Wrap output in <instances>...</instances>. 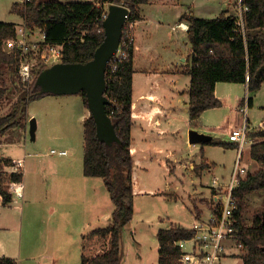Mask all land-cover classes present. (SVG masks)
I'll list each match as a JSON object with an SVG mask.
<instances>
[{"label":"trees","instance_id":"trees-1","mask_svg":"<svg viewBox=\"0 0 264 264\" xmlns=\"http://www.w3.org/2000/svg\"><path fill=\"white\" fill-rule=\"evenodd\" d=\"M149 0H25L15 1L11 11L19 14L26 28H39L46 34L49 43L64 44L63 62H87L94 57L95 50L105 38L103 21L110 4H122L129 9L128 21L142 19L141 7ZM242 16L237 17L227 10L214 18L184 15L189 27L191 61L183 71L190 75L189 115L196 122L201 114L223 102L216 96L217 82L247 83L248 97L243 98L253 105L254 94L264 84V0H240ZM15 22L0 20V101L8 91V78L19 92L17 108L13 113L0 118V135L28 118L27 106L32 100L54 93H40L36 84L39 73L48 66L35 64L33 79L24 82L19 74L20 50L7 48L8 40L16 38ZM83 36V40L81 37ZM126 58L115 56L106 71L105 95L110 102L106 110L114 123L119 141L108 144L97 134L94 116L90 113L84 121V174L101 177L114 203L110 224L95 227L81 236L82 264H121V238L124 227L134 217V156L132 144V103L135 54V33L124 43ZM14 77H19L18 82ZM83 96L86 107V92ZM247 99V100H246ZM254 138L250 147L251 157L258 168L240 181L236 190L239 202L237 228L239 241L246 251L243 264H264V209L257 211L251 224L245 223L244 210L247 197L252 192H261L264 197V128L249 133ZM226 147L231 143L221 142ZM236 146V145H234ZM13 159L0 158L3 165H12ZM22 172H13L7 183L22 182ZM0 177V194L4 204L12 201L8 186ZM195 231L190 227L172 225L157 231L159 242V264H180L182 248L176 243L192 238ZM0 264H18L12 257L0 256Z\"/></svg>","mask_w":264,"mask_h":264},{"label":"rangeland","instance_id":"rangeland-1","mask_svg":"<svg viewBox=\"0 0 264 264\" xmlns=\"http://www.w3.org/2000/svg\"><path fill=\"white\" fill-rule=\"evenodd\" d=\"M15 1L22 0H0V20L15 22L18 27H22L23 18L11 11ZM150 7L153 9L152 17L160 23V27L155 30V26L152 24L148 26V29H151L153 33L156 31L154 37L157 42L169 49L165 50L161 59L166 60L172 70H178L180 73L179 77L175 76L172 81L180 91H184L190 85V76L182 73L186 66L182 57H188L189 62L191 61V43L187 29H181L182 27L178 24L181 14L187 13L188 15L214 18L221 11L227 10L232 15L240 18L242 16L240 0H155ZM26 34L29 35V40H38L41 36L38 29L35 31L27 30ZM14 80L18 82L19 77H14ZM162 80L169 82L166 78ZM7 84V95L0 101V118L13 113L17 108L19 92L14 91L10 74ZM219 93L223 95L225 102L223 106L211 110L208 118L193 123L191 129L201 128L202 124H205L208 126L206 133L211 134L215 140L230 142L229 127L233 125L241 127L246 119L243 110L245 104L240 106L236 98H246L248 93L243 83L224 81L219 86ZM77 95L81 94L76 93L69 96ZM51 97L56 96L40 97L29 102L27 106L28 115L36 120L35 135H37V140L32 138L28 118L22 119L19 125L10 128L5 135H0V158L5 159L4 156L12 155L24 159V166L22 170L20 168L19 172L23 173V178L26 176L23 180L25 193H22L21 198H14V200L20 199L19 202L7 203L0 208V213L7 215L8 225H10L6 229L1 228L3 234L0 233V239H4L3 247H7L9 252L16 254L14 258L19 264H64L60 252V213L52 214V211L47 208L53 204L56 206L58 204L57 210L60 212L59 174L60 166H62L60 162H63L64 159L66 161L73 160L84 167V121L89 117V114L83 116L81 111L75 113L74 107L72 109L70 104L60 103L56 101L58 98ZM253 97L254 104L248 109V117L250 118V125L257 123V126L252 125L250 133L261 129L258 124L264 120V84ZM179 107L181 109L177 113L179 119L181 118L179 125L182 126L183 131L172 135L166 144L167 147L175 146L176 149L180 150L181 157L188 160L187 165L194 163L195 168H192L194 171L192 172L191 168L186 166L185 169L178 168L175 172L173 170L175 166L173 165L172 168V165H169L170 169L175 172L172 173L167 168L155 163L151 164V167L146 165V170H137L136 181L140 183L142 190L151 189L152 194L138 197L136 204L134 200V218L130 225L124 227L122 232L121 264H153L154 261L157 264L159 258L158 228L171 222H179L183 227H191L197 218L208 217L211 212V193L210 190H207L208 186L211 185L214 175L222 176L223 172L230 171L231 165H234L238 155L236 147L234 150L232 149L234 147L226 148L223 144L210 145L206 151L202 150L201 146L194 145V147L188 148L186 144H182L179 138L182 133L184 135L188 131L187 122L190 115L189 108L187 111L184 102H180ZM51 149L67 150L68 155L60 157L53 154ZM12 151H14L13 154ZM201 161L213 165V170L202 173L206 164L200 163ZM14 164V159L12 165L0 163V177L3 184L7 183L8 178L13 173ZM242 165L248 170L256 168L248 147L242 153ZM93 179L101 181V178ZM9 184H6L8 190ZM174 192L178 195L177 197L173 195ZM82 193L80 190L79 193L74 192L73 196L84 201L85 207L88 206L89 208L90 206L92 209L90 211L93 213L92 219L96 221L95 226L109 225L110 221L101 219L99 215L101 214L100 209H103V212L110 209L113 211L115 206L105 183L102 190L99 191L101 200H105L101 205L98 201L95 203L94 200L87 199L89 198L88 195L85 197V193L84 195ZM30 200L34 202L32 205ZM246 200L245 223L251 224L255 213L264 209V197L261 192H252ZM41 202L46 204L43 205ZM36 204H38L39 209L44 207L46 214L33 220L31 218L33 216L28 215V210L33 209ZM17 205L21 207L24 205V217L21 208L16 209ZM84 210L82 208V212ZM42 221L44 225L41 224ZM30 230L38 231L44 235V238L40 236L43 244L34 250L30 248L31 242L35 241L34 234ZM228 246L230 248L235 247L233 241H228ZM229 250H234L237 255L229 254L225 258L223 257L218 264H243L242 256L246 251L237 247ZM19 251H22L23 259L18 254ZM42 255L45 256L42 257ZM47 255L52 256V258ZM69 261L70 264H82L81 251H76L75 256L71 257Z\"/></svg>","mask_w":264,"mask_h":264},{"label":"crops","instance_id":"crops-1","mask_svg":"<svg viewBox=\"0 0 264 264\" xmlns=\"http://www.w3.org/2000/svg\"><path fill=\"white\" fill-rule=\"evenodd\" d=\"M75 1V0H72ZM155 0H149L148 3H145L141 7V15L142 19L138 20L135 27V54H134V75H133V103H132V116H133V125H132V144H131V151L134 156V170H133V182H134V200L135 204L138 197L149 196L152 194L150 190H142L140 183H138L135 179L137 170H146V165L151 167V164H160L161 166L167 168L172 173L176 172L178 168H184L189 166L192 172L194 169V163H190L189 165L186 164L188 161L187 159L181 157V151L174 147H167L166 142L172 138V135L176 133H181L183 128L179 125V114L177 111L181 109L179 107V103L184 102L185 106H187V111L189 108V100H190V85L186 87L184 91H180L176 85L172 83L173 79L179 77L178 70H172L170 68V64L166 62V60H162L161 57L164 54L165 50H169L165 48L161 43H158L156 38L154 37L155 32L153 33L151 29H148L149 25H154L155 30L160 27V23L152 17L150 6L154 4ZM14 3V2H13ZM228 5V4H225ZM227 8V7H226ZM225 8V9H226ZM187 13H182L180 16V22L178 24L183 23L184 27L181 29H187L189 27V23L187 18H184V15ZM144 24V26H143ZM18 26V24L16 23ZM22 25H24V20ZM159 44V45H158ZM165 57V56H164ZM182 60L187 64L189 62L188 57H182ZM183 68V67H182ZM187 74L185 72H182ZM188 75V74H187ZM190 76V75H189ZM166 78L169 82L162 80ZM221 82H217L216 84V96L220 98L223 102V95L219 93V86ZM245 85L246 91L248 93L247 83H243ZM175 87V88H174ZM249 94V93H248ZM71 94H53L48 96H56L51 98H58L56 101H59L63 104H70L72 109L75 110V113L81 111L83 116L89 114L90 110L88 107H85L84 100L82 95L77 96H69ZM248 96V95H247ZM238 103L240 106L242 99L237 97ZM222 104V106H223ZM254 104V101H253ZM233 106V104H232ZM221 107V106H220ZM234 107V106H233ZM248 107H250L248 105ZM218 107L209 108L205 110L201 116L198 118L196 122L200 120V122L204 118H208L210 115L211 110H214ZM235 108V107H234ZM233 108V109H234ZM32 119L31 115L28 116L29 127L30 121ZM189 121L188 124V131L187 133H182L179 140L182 144H186V147L191 148L194 145L201 146L202 150H207L208 146L215 145V144H222V141L215 140L211 134L206 133L208 131V126L202 124L201 128H194L200 132H203L207 135H210V139L201 143H191L189 140V131L193 123L191 122L190 118L188 117ZM181 121V120H180ZM252 125L257 126V123H253ZM240 126H230L229 127V139L230 134L235 130L238 129ZM37 135L35 138L37 140ZM253 142L254 138L251 137ZM233 143L237 148V143L230 139V142ZM252 144L247 146L250 150ZM229 148V147H226ZM52 150V149H51ZM12 154L14 151L11 152ZM53 153V152H52ZM57 154L60 157H64L68 155H60L58 152L53 153ZM4 156V154H1ZM5 158L11 159H19L21 157L7 155L4 156ZM253 159V158H252ZM254 160V159H253ZM235 162V161H234ZM256 168L253 170H248V172H254L258 168L257 162L254 160ZM37 163V162H36ZM62 166H60V212L57 210V206L53 204L51 207L49 206V210L52 211V214L60 213V252L62 257V262L64 264H70L71 257H74L76 251H81V236L84 232H87L97 226H95L96 221L92 219L93 213L90 211V206L88 208L85 207L84 201H81L79 198L73 196L74 192L79 193L80 190L83 192L82 194L85 197L88 195L91 201L94 200L95 203L98 201L101 204L105 202V200H101L99 196V191L102 190L104 181L101 177H90L84 174V167L80 166L79 163H75L73 160L69 161L66 159L63 162H60ZM200 163L206 164L205 168L202 169V173L204 171H212L213 165H210L208 162L201 161ZM38 164V163H37ZM71 164V167H70ZM32 166V164H30ZM169 165L175 166L170 169ZM216 167V166H215ZM231 167H233L231 165ZM195 168V167H194ZM231 170L228 172H223L221 175H214L219 176L223 180H227L231 174ZM196 172V171H195ZM197 173V172H196ZM201 173V174H202ZM213 176V177H214ZM26 178V176H25ZM23 178V180H25ZM93 178H101L93 179ZM96 180V181H95ZM212 184V183H211ZM16 187L18 190L25 193L24 182L16 183ZM197 187V186H196ZM199 190V189H198ZM208 191L210 190L211 193V185L208 186ZM87 192V194H86ZM165 193V192H161ZM173 193V192H171ZM209 193V192H208ZM209 193V194H210ZM155 194V193H154ZM173 195L178 196L175 192ZM16 196H13L14 202H19L20 199L14 200ZM79 202V203H77ZM34 202L30 200V204L32 205ZM41 204L45 205V202H41ZM3 205L2 207H4ZM1 208V207H0ZM23 212L24 217V205L21 207L19 205L16 206V209H20ZM82 208H84V212H82ZM111 208V207H110ZM135 211V210H134ZM101 212L100 217L101 219H105V221H110L112 216V209L106 210L103 212V209H100ZM46 214L44 207L39 209L38 204H36L33 209L28 210V215H31L33 220L43 217ZM134 218V217H133ZM24 220V218H23ZM34 222V221H32ZM31 222V223H32ZM22 226L23 223L21 222ZM44 225V222L41 223ZM179 222H171L162 227H170L172 225H180ZM39 225V224H37ZM41 225V226H42ZM8 225V217L7 215L0 213V233L1 228L6 229L9 227ZM40 226V225H39ZM160 227V228H162ZM159 229V228H158ZM31 233L34 234L35 241L31 242V250H34L37 246H41L42 238H44L43 234H40L38 231H32ZM158 231V230H157ZM3 234V233H2ZM76 235V236H75ZM4 239H0V256H7L14 258L16 254L13 252H9L7 247H3ZM158 252H159V244H158ZM21 255V259H23L22 251L18 253ZM230 255H237L234 250H231L229 253ZM227 254L226 256H228ZM45 255H42V257ZM49 256V255H47ZM225 256V257H226ZM52 258V256H49ZM224 257V258H225ZM16 259V258H14ZM19 264V263H18ZM153 264H156L155 261ZM157 264H159V258L157 260Z\"/></svg>","mask_w":264,"mask_h":264},{"label":"built area","instance_id":"built-area-1","mask_svg":"<svg viewBox=\"0 0 264 264\" xmlns=\"http://www.w3.org/2000/svg\"><path fill=\"white\" fill-rule=\"evenodd\" d=\"M128 18L129 14L127 15L123 27V30L125 29L123 44H127V41L131 39L132 35L135 33L137 23V21L129 22ZM179 26L183 28L184 24L181 23ZM17 28L18 35L16 38L8 40L7 48H18L20 50L19 74L24 82L32 81V68L35 64L50 66L53 63L62 61L64 44L47 42L45 32L39 28L35 29L39 30L41 35L40 39L29 40V35L26 34V31H35V29L26 28L25 25H22V27L17 26ZM122 39L117 52L111 60L115 56L122 58L127 57L128 53L126 49H122ZM81 40H83V36ZM244 104L243 110L245 111L246 119L241 127L235 129L230 134V139L236 142L238 147V155L232 167L231 174L227 180H223L219 176L213 177L210 198L211 212L209 216L206 218L199 217L195 220L190 227L195 231L192 238L181 239L176 242L183 251L179 259L180 264H218L223 257L230 253L231 250L229 249H235L237 247L243 250L242 243L239 241L237 228L239 202L236 190L240 185V181L249 173L248 169L242 165V153L247 146L253 143L249 135L252 125H250V118L248 117V102L246 101ZM258 126L263 129L264 120L260 121ZM51 152H58L60 155L67 154V150L52 149ZM14 162L13 172H19L20 168L22 170L24 159H14ZM16 183L21 182H10L9 192L12 198L13 196L21 198L23 191L17 189ZM3 205L4 195L0 194V207ZM228 241H233L235 247L230 248L228 246Z\"/></svg>","mask_w":264,"mask_h":264},{"label":"water","instance_id":"water-1","mask_svg":"<svg viewBox=\"0 0 264 264\" xmlns=\"http://www.w3.org/2000/svg\"><path fill=\"white\" fill-rule=\"evenodd\" d=\"M128 14V7L122 4H110L103 21L105 38L95 50L94 57L85 63L63 61L53 63L43 69L36 79L40 93L76 94L84 90L89 110L96 121L98 137L108 144L120 139L106 110V104L110 102L105 95L106 71L109 61L119 48ZM36 127V120L32 119L30 131L33 139ZM209 139L210 135L196 129L189 131L191 143H201Z\"/></svg>","mask_w":264,"mask_h":264}]
</instances>
